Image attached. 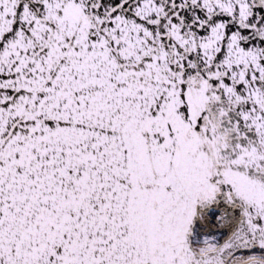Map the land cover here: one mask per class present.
I'll list each match as a JSON object with an SVG mask.
<instances>
[{"label":"snow or ice","instance_id":"6c2138e0","mask_svg":"<svg viewBox=\"0 0 264 264\" xmlns=\"http://www.w3.org/2000/svg\"><path fill=\"white\" fill-rule=\"evenodd\" d=\"M0 264H264V0H0Z\"/></svg>","mask_w":264,"mask_h":264}]
</instances>
